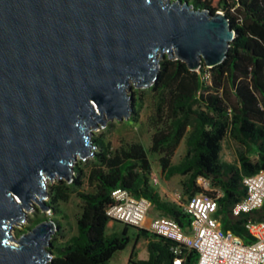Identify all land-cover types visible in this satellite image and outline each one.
Wrapping results in <instances>:
<instances>
[{
  "label": "water",
  "instance_id": "water-1",
  "mask_svg": "<svg viewBox=\"0 0 264 264\" xmlns=\"http://www.w3.org/2000/svg\"><path fill=\"white\" fill-rule=\"evenodd\" d=\"M234 37L182 0H0V264L50 262L55 222L18 240L12 225L33 203L46 213L47 182L93 157L91 127L129 120L130 83L150 88L165 56L217 67Z\"/></svg>",
  "mask_w": 264,
  "mask_h": 264
},
{
  "label": "trees",
  "instance_id": "trees-1",
  "mask_svg": "<svg viewBox=\"0 0 264 264\" xmlns=\"http://www.w3.org/2000/svg\"><path fill=\"white\" fill-rule=\"evenodd\" d=\"M182 1H187L194 10H208L211 15L222 13L235 37L226 59L212 69L201 64L198 71L191 72L184 63L167 56L159 63L157 79L148 88L156 98L149 152L159 156L163 180L176 176L187 178L182 184L184 195L201 192L196 184L198 178L220 189L222 197L217 211L220 229L250 244L252 239L245 224L264 221V205L238 217L232 216L231 209L246 194L242 178L264 172V0ZM205 74L209 76L207 81ZM229 94L234 102L229 101ZM140 110L138 106L130 120L132 123L138 121ZM185 137V155L179 164L173 165L172 159ZM227 137L242 149L237 153L235 166L220 161L222 142ZM90 140L93 157L82 164L87 171L74 167L71 182L58 181L45 204L55 216H61L58 204L66 203L70 194H76L82 202L76 235L61 247L51 243L52 259L48 264H109L116 252L127 247L128 228L132 227L124 226L118 236L106 235L110 224L106 210L114 204L111 192L117 188L136 199H145L160 216L173 219L188 233L189 217L179 206L162 201L152 190L151 165L140 144L129 143L113 151L100 136ZM84 183L93 189L92 193L79 192ZM44 221L35 218L26 230ZM138 231L148 240L147 259L135 264H172V241L151 234L147 237L149 233ZM133 256L132 253L130 260ZM181 258V264H195L197 254L192 249H182Z\"/></svg>",
  "mask_w": 264,
  "mask_h": 264
},
{
  "label": "built area",
  "instance_id": "built-area-1",
  "mask_svg": "<svg viewBox=\"0 0 264 264\" xmlns=\"http://www.w3.org/2000/svg\"><path fill=\"white\" fill-rule=\"evenodd\" d=\"M220 13V12H218ZM207 81L209 76L204 75ZM201 192L194 196L175 194L174 201L190 219L185 233L171 218L159 216L146 224L151 204L136 199L127 191L117 188L111 192L114 204L106 210L109 223L122 224L135 230L168 239L174 243L172 264H181L182 249H192L197 254L195 264H264V221H248L245 229L252 241L245 244L231 232L220 229L217 217L220 189L203 178L196 180ZM246 194L231 209L233 217L259 210L264 205V172L242 178Z\"/></svg>",
  "mask_w": 264,
  "mask_h": 264
},
{
  "label": "rangeland",
  "instance_id": "rangeland-1",
  "mask_svg": "<svg viewBox=\"0 0 264 264\" xmlns=\"http://www.w3.org/2000/svg\"><path fill=\"white\" fill-rule=\"evenodd\" d=\"M236 14V13H235ZM162 59L159 58V63ZM207 69V68H206ZM135 84L130 83L129 88L126 90L127 95L132 96L134 100L133 112L130 115L128 121H108L103 129L100 127L97 128V131L93 130V127L89 129L88 136L92 138L93 136H100L103 138L104 142L110 144L111 149L114 151L121 147H124L129 143H138L140 144L146 152L147 158L151 165V175H150V186L155 192H160L162 195V201L176 205L174 198L175 194L182 193V184L187 180L186 177L176 176L169 182L162 180L160 176V167L158 164L159 156L149 152L150 147V138L154 133V104L156 101L155 96L149 91V89H135ZM229 101L234 102V99L231 94H229ZM138 106H141L139 112L138 121L132 123L130 120L133 116V113L137 111ZM185 140L186 137L181 142L174 158L172 159V164L177 165L183 159L185 155ZM242 149L240 146L231 138L227 137L222 142V150L220 153L221 163L233 165L237 164V153ZM252 160H255L254 156H251ZM90 159H87L85 163H88ZM83 162L79 159L75 162L73 167H79L86 172L87 170L83 167ZM73 178V176H72ZM58 181L54 183L47 182V193H50L51 188L57 186ZM64 182V181H63ZM79 192L90 194L93 192V189L89 187L86 183L82 186ZM49 195L46 199L43 200V203L46 204L49 201ZM33 210L27 212L26 219L15 223L12 225L11 235L14 240H18L21 236V232H27V228L32 226V220L35 218H40L42 220L55 221L59 224L58 231L53 235L51 243L55 247L63 246L70 238L76 235V222L82 212V202L76 196V194H70L69 199L66 203H59L58 209L61 212V216H55L49 209L48 211L41 212L38 206L33 203ZM152 209V207H151ZM149 210V213L151 212ZM155 210V209H154ZM154 215H161L158 211L155 210ZM56 224V223H55ZM124 226L122 224L111 223L106 228V235L108 237L112 235H120ZM150 234H147V237ZM128 237L130 239L129 244L123 251L116 252L111 258L109 264H135L139 260H144L147 257V238L146 235H142L140 231H135L131 228H128ZM134 254L133 258L130 260V255ZM52 259V258H51Z\"/></svg>",
  "mask_w": 264,
  "mask_h": 264
},
{
  "label": "crops",
  "instance_id": "crops-1",
  "mask_svg": "<svg viewBox=\"0 0 264 264\" xmlns=\"http://www.w3.org/2000/svg\"><path fill=\"white\" fill-rule=\"evenodd\" d=\"M160 176H161V173H160ZM162 178V177H161ZM174 178V177H173ZM173 178H171L170 180H172ZM162 180H163V178H162ZM170 180H168V181H165V180H163V181H165V182H169ZM156 193L160 196V197H162V195L160 194V192H157L156 191ZM151 212L152 213H148V215H147V219H146V224H148L149 223V221L151 220V219H154V218H157V217H159L160 215H154L153 216V213L155 212V210L152 208L151 209ZM133 230H135V229H133ZM135 231H138V230H135ZM147 259V257L144 259V260H146Z\"/></svg>",
  "mask_w": 264,
  "mask_h": 264
}]
</instances>
